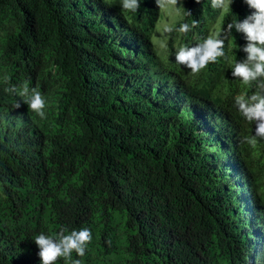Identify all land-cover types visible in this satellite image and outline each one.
I'll list each match as a JSON object with an SVG mask.
<instances>
[{
    "label": "trees",
    "instance_id": "1",
    "mask_svg": "<svg viewBox=\"0 0 264 264\" xmlns=\"http://www.w3.org/2000/svg\"><path fill=\"white\" fill-rule=\"evenodd\" d=\"M211 9L185 1L188 20ZM92 15L74 0H0V264H42L37 235L82 228L81 264H264V139L241 142L255 122L235 105L254 86L225 60L201 75L163 65L155 22L139 37L116 19L102 40ZM236 21L222 30L246 44L227 31ZM24 82L55 95L45 118L5 91Z\"/></svg>",
    "mask_w": 264,
    "mask_h": 264
},
{
    "label": "clouds",
    "instance_id": "2",
    "mask_svg": "<svg viewBox=\"0 0 264 264\" xmlns=\"http://www.w3.org/2000/svg\"><path fill=\"white\" fill-rule=\"evenodd\" d=\"M74 1H77L81 10L85 7L93 13L89 18L98 24L95 35L102 37V40H105L107 34L105 29H110L116 19L123 22L131 36L139 37L147 24L151 25L155 22L151 31V43L163 65H167V59L174 58L176 63L183 65L193 74L201 75L210 69L221 73L222 60H225L226 65L232 69V77L250 88L253 86L255 88L251 95L241 94L235 97V105L243 117L249 122H255V135L245 136L241 142L255 148L257 137L264 139V0H244V3L252 10L250 14L239 0H212L211 10L214 11V17L207 20L208 15H206L199 23L196 20L187 19L186 0H181L182 17L179 15L171 31V33L177 31L173 37V47H169L171 33L170 39L166 42L170 56L160 53L154 47L152 33L161 18V7L174 0ZM196 2L200 3V0ZM230 16H236L237 21L228 24L227 31L231 32L235 29L236 32L242 33L246 44L241 42L235 44V40L223 32L224 24ZM185 21L189 25L184 24ZM201 29L205 32L203 36L200 35ZM186 32H193L192 41L188 44H185L181 38V33ZM176 40L182 46L178 51L177 48L175 49ZM244 54L246 56L241 60ZM4 64L0 63L1 84L10 82ZM5 91L21 97L29 110L41 118H45V109L55 106V95H49L51 90L41 93L37 87L29 88L27 82L19 87L6 88ZM21 100L14 104L15 109L21 108ZM65 231L67 230L64 229L57 235L40 233L34 238L42 264H56L60 258L71 261V264H81L78 259L72 260V253L75 252L80 257L85 255L86 247L93 238L92 232L89 228H82L79 231L72 230L70 234L65 235Z\"/></svg>",
    "mask_w": 264,
    "mask_h": 264
},
{
    "label": "rangeland",
    "instance_id": "3",
    "mask_svg": "<svg viewBox=\"0 0 264 264\" xmlns=\"http://www.w3.org/2000/svg\"><path fill=\"white\" fill-rule=\"evenodd\" d=\"M181 0H174V2L165 3L161 7V18L157 23L155 30L152 33V41L154 47L160 52L170 56L166 47V42L170 39V33L174 24L178 21L179 15L182 17V10L180 8ZM215 36V35H214ZM179 41H175V49L177 51L181 48Z\"/></svg>",
    "mask_w": 264,
    "mask_h": 264
}]
</instances>
